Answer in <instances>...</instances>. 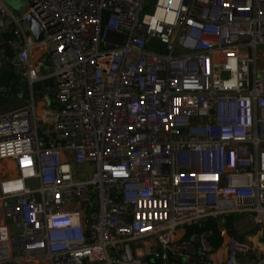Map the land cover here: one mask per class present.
Returning a JSON list of instances; mask_svg holds the SVG:
<instances>
[{
  "label": "built area",
  "instance_id": "1",
  "mask_svg": "<svg viewBox=\"0 0 264 264\" xmlns=\"http://www.w3.org/2000/svg\"><path fill=\"white\" fill-rule=\"evenodd\" d=\"M29 1L0 54L50 98L0 114V264H264V0Z\"/></svg>",
  "mask_w": 264,
  "mask_h": 264
},
{
  "label": "rangeland",
  "instance_id": "2",
  "mask_svg": "<svg viewBox=\"0 0 264 264\" xmlns=\"http://www.w3.org/2000/svg\"><path fill=\"white\" fill-rule=\"evenodd\" d=\"M2 1L9 8V10L16 16H21L30 7L29 0H2ZM154 4H155V0H147L144 12L150 14L153 10ZM13 88L14 87L11 88V90L14 93L13 100L11 102H7L6 104L1 103L3 105L0 104V113L17 109L30 104L31 95L29 92V85L26 81L23 80L20 81L19 84V89L21 90L20 93L14 92ZM0 171L3 172L12 171V166L10 165V163L0 162Z\"/></svg>",
  "mask_w": 264,
  "mask_h": 264
},
{
  "label": "trees",
  "instance_id": "3",
  "mask_svg": "<svg viewBox=\"0 0 264 264\" xmlns=\"http://www.w3.org/2000/svg\"><path fill=\"white\" fill-rule=\"evenodd\" d=\"M8 37L9 36L6 35V39ZM20 81L21 80L18 81V78L14 75V73L10 69L6 68V70H3L0 67V88L12 85V87H14L13 88L14 92L20 93L21 92V90L19 89ZM8 93H6L5 95L0 94V103H3L6 101V96L8 95ZM229 221H231V219H229ZM205 229H213L214 230L215 236L217 237V241H216L215 245L218 247L220 244L219 237H220L221 233L218 230V228L216 227L215 222H213V221H208L203 227H197V226L188 227V228H186V232H187L186 234H187V236H190L191 234H193L195 232H200V231H203Z\"/></svg>",
  "mask_w": 264,
  "mask_h": 264
},
{
  "label": "crops",
  "instance_id": "4",
  "mask_svg": "<svg viewBox=\"0 0 264 264\" xmlns=\"http://www.w3.org/2000/svg\"><path fill=\"white\" fill-rule=\"evenodd\" d=\"M6 35L9 36L7 39H11L12 38L11 32L9 31V29L5 25V27L0 31V43H1L2 40L6 39ZM12 54H13L12 51H8V55L9 56H11ZM4 59L5 58L3 57V55L0 54V67L3 70H6V64L4 63ZM41 89H42L41 85L35 86L34 87V97H32V96L30 97V103H32V101H34V103L36 104L38 116H40L43 113V111H44V109L46 107V102L48 101L47 98H50V95H48V94H43V93L37 94L38 92L41 91ZM8 92H7L8 95L6 96V101L3 102L4 104H6L7 102H11L13 100V98H14L13 91L9 90ZM29 92H30V95H31L30 88H29ZM1 105H3V104H1ZM252 240H254V239H252Z\"/></svg>",
  "mask_w": 264,
  "mask_h": 264
},
{
  "label": "water",
  "instance_id": "5",
  "mask_svg": "<svg viewBox=\"0 0 264 264\" xmlns=\"http://www.w3.org/2000/svg\"><path fill=\"white\" fill-rule=\"evenodd\" d=\"M23 23L27 26L30 33L34 37V42L41 43L44 39V32L42 28L39 26V24L36 22V20L31 15H25L23 17ZM5 27V22H0V31ZM45 130V128H42ZM51 137L54 139V134H51Z\"/></svg>",
  "mask_w": 264,
  "mask_h": 264
}]
</instances>
